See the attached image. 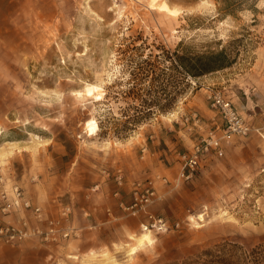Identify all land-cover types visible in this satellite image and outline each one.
I'll return each instance as SVG.
<instances>
[{"label": "rangeland", "instance_id": "374dc122", "mask_svg": "<svg viewBox=\"0 0 264 264\" xmlns=\"http://www.w3.org/2000/svg\"><path fill=\"white\" fill-rule=\"evenodd\" d=\"M179 57L220 66L191 76ZM214 96L249 131L186 179L182 156L226 129ZM0 152V198L17 186L40 209L0 199V224L42 234L0 247L35 242L42 264H201L235 246L225 259L247 264L264 247V0H0ZM145 225L152 243L130 256Z\"/></svg>", "mask_w": 264, "mask_h": 264}, {"label": "built area", "instance_id": "2783aa9c", "mask_svg": "<svg viewBox=\"0 0 264 264\" xmlns=\"http://www.w3.org/2000/svg\"><path fill=\"white\" fill-rule=\"evenodd\" d=\"M213 104L214 106L220 108L222 113L224 114V118L226 119V129L224 130L221 138L217 139L210 137L208 141H204L202 147L200 148L195 147V149L190 154H184L182 156L183 172L181 173V176L185 177L186 179H188L191 176L192 172L197 168L200 157L204 152H207L209 148L216 150L220 147L221 140L228 142L233 135L235 134L246 135L249 131L248 126L242 122L238 114L232 109L229 102L225 101L220 96H214ZM11 194L12 197L10 202L7 201L6 199L7 195L5 194V192L1 194L0 199L1 201L5 202V204H2L1 206V211L3 213L9 212L12 206H14L15 208L31 211L36 219H40V209L36 207H32L30 202L24 197L21 190L17 186L11 187ZM153 194H154L153 191H150L147 188L145 194L141 197V199L145 203H147L151 199ZM134 206H136V204ZM149 226L152 229L156 228L160 232H166L167 230V227L162 222V220L154 221ZM149 226L145 225L143 228L146 230L148 229ZM55 228H56V223L50 221L48 223V232H46V235L54 236V234L56 233ZM41 235L42 234L38 229L27 227L25 222H23L18 227L3 226L0 224V243L3 242L7 244L19 243L29 238L38 237V236L41 237ZM67 236H68L67 233H64L62 235L63 238H66Z\"/></svg>", "mask_w": 264, "mask_h": 264}, {"label": "trees", "instance_id": "16d2710c", "mask_svg": "<svg viewBox=\"0 0 264 264\" xmlns=\"http://www.w3.org/2000/svg\"><path fill=\"white\" fill-rule=\"evenodd\" d=\"M178 62L181 67L191 76H199L217 69L220 64L209 58L198 57L193 59L178 58ZM176 63V62H175ZM145 102V101H144ZM222 248V249H221ZM235 246L231 247L230 250L224 249L223 247L218 248L217 251H209L204 253L202 256L205 257L201 264H230L229 260H226L227 252L234 251ZM222 252V253H221ZM200 257L196 260H189L183 262V264H199ZM243 260L249 264H264V247H257L253 249L249 254L244 256Z\"/></svg>", "mask_w": 264, "mask_h": 264}, {"label": "crops", "instance_id": "0c3cea01", "mask_svg": "<svg viewBox=\"0 0 264 264\" xmlns=\"http://www.w3.org/2000/svg\"><path fill=\"white\" fill-rule=\"evenodd\" d=\"M35 242H25L17 247H0V264H42L44 251Z\"/></svg>", "mask_w": 264, "mask_h": 264}, {"label": "bare ground", "instance_id": "6f19581e", "mask_svg": "<svg viewBox=\"0 0 264 264\" xmlns=\"http://www.w3.org/2000/svg\"><path fill=\"white\" fill-rule=\"evenodd\" d=\"M152 2V5L153 3H156L157 0H151ZM157 7H159L160 9L168 12L169 14H171L172 16H176L177 15V11L176 10H170L164 3H161L159 5H157ZM4 154L3 152H0V157H2ZM198 219H201L203 220V217L202 215H199L198 216ZM146 231H148L147 233H142L139 235V237H137L136 241H137V244H136V247L132 248L130 251V256L134 255L136 253V250H138L137 246H142L143 244L147 243V244H151L152 243V239H151V236H150V232L151 230H148L146 229Z\"/></svg>", "mask_w": 264, "mask_h": 264}]
</instances>
